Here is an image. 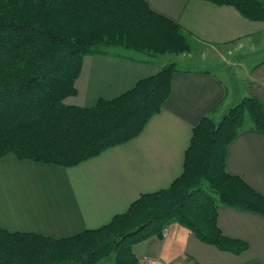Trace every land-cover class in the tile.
I'll return each mask as SVG.
<instances>
[{
	"label": "trees",
	"instance_id": "trees-1",
	"mask_svg": "<svg viewBox=\"0 0 264 264\" xmlns=\"http://www.w3.org/2000/svg\"><path fill=\"white\" fill-rule=\"evenodd\" d=\"M208 1L264 21V0ZM116 47L154 57L191 43L179 22L147 0H0V158L73 166L138 135L170 95L177 61L116 97L88 106L65 101L77 93L85 55L121 52ZM245 127L264 131V104L254 94L219 121L203 116L183 172L107 223L62 237L0 225V264H143L134 244L162 236L172 222L222 250H246L249 243L226 235L217 220L221 204L264 215V194L226 167L228 146Z\"/></svg>",
	"mask_w": 264,
	"mask_h": 264
},
{
	"label": "crops",
	"instance_id": "crops-1",
	"mask_svg": "<svg viewBox=\"0 0 264 264\" xmlns=\"http://www.w3.org/2000/svg\"><path fill=\"white\" fill-rule=\"evenodd\" d=\"M147 1L181 24L191 51L175 59L126 51L85 55L77 93L65 101L88 106L99 97H116L175 60L178 68L161 110L132 139L73 166L13 153L0 158L4 228L62 237L101 226L142 193L168 187L183 172L193 128L203 116L222 117L247 94L264 104V21L208 0ZM226 167L264 194V131L242 129L228 146ZM217 220L226 235L249 247L222 250L172 222L166 235L150 236L133 250L143 264L149 258L166 264H264L263 214L221 204Z\"/></svg>",
	"mask_w": 264,
	"mask_h": 264
},
{
	"label": "rangeland",
	"instance_id": "rangeland-1",
	"mask_svg": "<svg viewBox=\"0 0 264 264\" xmlns=\"http://www.w3.org/2000/svg\"><path fill=\"white\" fill-rule=\"evenodd\" d=\"M186 34V33H185ZM186 36H187V34H186ZM187 38L189 39V42H190V38L187 36ZM112 50L114 49V50H120V51H126V52H136V51H133V50H123L122 48H118V47H116V48H111ZM191 49V48H190ZM191 50H188V51H185V52H181V53H165L164 55H163V57H168V58H174L175 56L177 57L179 54H185V53H188V52H190ZM175 59V58H174ZM180 65H182V66H191V64H188V63H185V62H182V63H180ZM179 65V66H180ZM214 111H212V113H213ZM212 116H213V114H211ZM213 118L216 120V121H219L222 117H220V115L218 114V113H216V115H215V117L213 116ZM250 122V119H249V117L247 116L246 117V121H245V124H247V123H249Z\"/></svg>",
	"mask_w": 264,
	"mask_h": 264
},
{
	"label": "built area",
	"instance_id": "built-area-1",
	"mask_svg": "<svg viewBox=\"0 0 264 264\" xmlns=\"http://www.w3.org/2000/svg\"><path fill=\"white\" fill-rule=\"evenodd\" d=\"M162 235H166V229H164ZM146 264H166L162 260L157 258H149L145 261Z\"/></svg>",
	"mask_w": 264,
	"mask_h": 264
}]
</instances>
